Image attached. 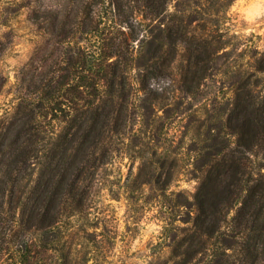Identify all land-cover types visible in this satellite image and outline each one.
Instances as JSON below:
<instances>
[{
    "label": "rangeland",
    "instance_id": "rangeland-1",
    "mask_svg": "<svg viewBox=\"0 0 264 264\" xmlns=\"http://www.w3.org/2000/svg\"><path fill=\"white\" fill-rule=\"evenodd\" d=\"M158 6L152 11L146 0H0L2 125L19 102L39 100L41 86L55 84V74L77 79L73 71L80 64L66 62L77 55L89 59L78 50H113L115 43L83 31L87 24L109 28L122 42L126 59L119 63L127 83L120 90L116 78L122 127L110 143L111 158L96 171L89 206L60 221L49 239L41 231L24 233V245L19 240L0 252V264H244L239 244L227 245L234 237L228 226L203 252L194 241L187 261L176 251L188 248L184 228L198 212L205 146L214 140L234 146L228 121L234 80L252 73V89L264 97V0H161ZM128 16L132 29L123 21ZM197 55L207 60L198 63ZM261 155L253 156L257 173H264ZM33 160L24 178L30 185L38 176ZM239 205L228 215L232 227Z\"/></svg>",
    "mask_w": 264,
    "mask_h": 264
},
{
    "label": "trees",
    "instance_id": "trees-1",
    "mask_svg": "<svg viewBox=\"0 0 264 264\" xmlns=\"http://www.w3.org/2000/svg\"><path fill=\"white\" fill-rule=\"evenodd\" d=\"M160 2L146 0V5L157 11ZM51 13L59 18L57 12ZM87 13L91 15V6ZM123 21L133 28L129 16ZM53 25L52 33L58 34L57 25ZM83 31L94 33L109 45L115 43L113 50H78L89 59L77 55L66 62L71 68L80 64V70H72L77 79L70 81L68 74H55V84L48 81L41 86L39 100L19 102L8 124L0 122V252L19 240L24 245V233L41 231L49 239L60 221L85 211L96 171L111 158L110 143L122 127L115 96L127 85L122 80L125 67L119 63L126 56L122 42L116 43L117 35L111 36L109 28L100 31L95 23L87 24ZM113 56L116 58L109 60ZM205 60L207 57L197 55L196 62ZM83 69L89 73L80 75ZM259 69L264 70V66ZM252 79L253 74L246 72L233 82L235 95L228 121L236 135L234 146L218 140L205 146V175L195 195L198 212L193 224L184 228L182 238L188 248L176 251V255L184 254L186 261L192 257L189 253L194 241L203 252L228 226L234 237L227 245L239 244L242 255L238 261L264 263V173L254 171L253 158L258 151L262 154L259 164L264 163V97L254 93ZM31 158L38 166L33 185L24 179ZM239 203L232 227L228 215Z\"/></svg>",
    "mask_w": 264,
    "mask_h": 264
}]
</instances>
